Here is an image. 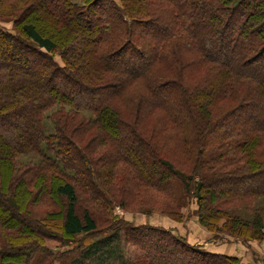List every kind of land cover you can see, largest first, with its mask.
Segmentation results:
<instances>
[{
  "label": "trees",
  "instance_id": "trees-1",
  "mask_svg": "<svg viewBox=\"0 0 264 264\" xmlns=\"http://www.w3.org/2000/svg\"><path fill=\"white\" fill-rule=\"evenodd\" d=\"M0 22V264H243L111 211L192 196L207 230L264 236V0H0Z\"/></svg>",
  "mask_w": 264,
  "mask_h": 264
},
{
  "label": "rangeland",
  "instance_id": "rangeland-1",
  "mask_svg": "<svg viewBox=\"0 0 264 264\" xmlns=\"http://www.w3.org/2000/svg\"><path fill=\"white\" fill-rule=\"evenodd\" d=\"M76 3H79V0H74ZM43 19H46L45 16L43 15ZM45 25L49 28H51V26L49 25L48 21H44ZM0 25H2V27L5 30H11L12 28V24L10 22H0ZM79 54V53H78ZM55 61L59 62V57L55 56L54 57ZM75 65L79 66L82 64V60L80 57H77L76 60H74ZM16 78V82L20 83V81H23L22 78V74L19 73L17 75H15ZM22 78V79H21ZM89 78V77H87ZM16 83V84H17ZM18 85V84H17ZM207 94H209V91H206ZM212 99V97H207V101L209 102ZM247 105V104H246ZM50 114V112H47L46 115ZM244 115L252 117V119L257 118V115L253 114L252 112H246L244 113ZM233 118V117H232ZM230 123H236L238 121V118H234L232 119ZM26 119V117L24 118ZM24 123V122H23ZM47 130H52V126L51 123L49 122V120L45 119V123ZM22 126L24 127L25 124H22ZM25 128V127H24ZM177 156H175L173 159V162L176 163ZM22 162H28V161H33L35 163L38 162V157L34 154L28 155V156H23L20 158ZM255 183V182H253ZM161 199L159 198L157 200V202L160 204ZM262 199H258V201L255 203V205H246L245 207H243L242 202H237L236 203V212H238L239 214L243 213L244 211H246L245 213L248 215L253 216V212L256 209H259V204L262 203ZM46 202L47 206L50 207L51 209H58V206L55 204V202H53L52 200H50L49 198H47V200L43 201ZM187 204L184 205L181 209L178 210V214L181 215V218L179 220L174 221L173 219H171L165 212H159L157 210H152V211H147V208H145L144 211L147 212H143V210H140L136 207H133V209H131V207L129 208H123L122 206L119 207H114L111 211V217H114L115 220H119L124 219L125 221H127L130 225H150V226H155V227H159L160 229H165L168 230L169 232H171L173 235L180 236L184 239H186L187 243L189 245H195L196 247L204 250V251H209L212 252L211 250H220L222 249V251L224 253H215V254H225V255H229V256H236L238 258H240L241 262L243 264H264V236L260 237V240H255V239H242V238H238L236 236H230L227 233L223 232L222 230H216V231H210L207 230L206 227H204L202 224H200V222L198 221V216L197 214V208H198V204L196 202V199L192 196L187 197L186 200ZM22 204V203H21ZM159 207V205H158ZM155 208V209H158ZM258 207V208H257ZM247 219V218H246ZM163 220H169L171 221V223H173L172 225L174 226H170V227H166V226H159L158 222H162ZM54 222V221H53ZM223 222V220H221L219 222V224H221ZM110 223L109 222H104L102 224V227L108 228V225ZM55 228L59 229L60 227H58L59 225H57L56 223H54L53 225ZM100 226V224H99ZM105 232L107 231V229H105ZM104 234V233H103ZM1 235V233H0ZM98 236H102V233L98 234ZM81 237V236H80ZM79 236L76 237V240L80 238ZM97 237V236H95ZM94 238V237H93ZM120 246L122 247L121 251L123 253V256L125 258H131L134 253L136 252L135 248L130 246V245H123L120 242ZM53 247V246H52ZM53 251L55 253H61V251H63V249H65V247H58V248H52ZM57 255V254H56Z\"/></svg>",
  "mask_w": 264,
  "mask_h": 264
},
{
  "label": "crops",
  "instance_id": "crops-1",
  "mask_svg": "<svg viewBox=\"0 0 264 264\" xmlns=\"http://www.w3.org/2000/svg\"><path fill=\"white\" fill-rule=\"evenodd\" d=\"M173 223H171V221H169V220H163L162 222H158V225L159 226H166V227H170V226H174V225H172ZM212 252H215V253H224L223 251H222V249H220V250H217V249H215V250H211Z\"/></svg>",
  "mask_w": 264,
  "mask_h": 264
}]
</instances>
